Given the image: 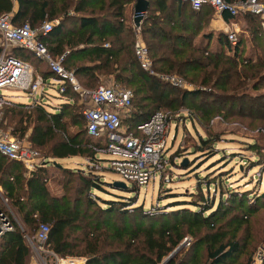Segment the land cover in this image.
I'll use <instances>...</instances> for the list:
<instances>
[{"label": "trees", "instance_id": "trees-1", "mask_svg": "<svg viewBox=\"0 0 264 264\" xmlns=\"http://www.w3.org/2000/svg\"><path fill=\"white\" fill-rule=\"evenodd\" d=\"M129 1L132 0H15L16 8L12 11V0H0V14L9 13L14 25L27 22L32 28L56 19L57 23L48 32L38 35L50 56H62L61 64L67 70L71 68L65 64V59L72 53L96 59L88 65H77L74 75L82 72L89 79L95 78L94 72L97 70L115 71L114 78L121 88H132L127 130L135 132V125L146 120L156 108L173 110L186 102L201 117L209 114L224 119L234 116L264 124V35L259 23H256L257 16L245 14L249 40L259 48L252 57L246 58L240 53L242 41L239 35H236L234 46L229 45L224 34L218 35V44L214 49H209L205 44L192 45L193 38L201 28L199 21L210 16L209 10L192 12L182 16L176 23L171 22V17L166 14L164 18L171 29L161 26L157 15L144 16L141 35L152 70L175 73L195 85L192 89L180 90L139 67L133 54L132 32L117 21L121 18L123 5ZM149 1L153 2L156 11L166 13L168 5L165 0ZM104 4L105 12L115 17L114 22L96 14V10L104 9ZM222 15L225 19L233 18L225 11ZM187 18L193 22H188ZM67 23L76 24L75 31L64 33ZM210 38L208 33L201 35V39ZM80 44L82 47L78 48ZM220 44L225 45L231 54L221 50ZM13 55L23 57L22 54ZM196 102L198 105L195 107ZM2 105L0 119L12 123L9 133L13 135L18 130L21 135L30 128L28 142L33 148L43 149L44 158L67 155L92 158L106 149V145H101L99 140L86 137L80 131L69 132L68 127L73 126L76 119L67 108L77 107L75 105L62 104L54 112L39 105L10 100H4ZM126 120L121 119L125 124ZM20 165L21 162L0 156V204L4 198L9 202L7 204L17 214L20 225L8 218L11 228L0 237V264H27L28 249L23 237L25 232L27 234L29 230L35 229L39 222L48 226L47 237L42 245L56 255L64 257L77 254L79 250L78 255L86 257L84 264H160L178 246L182 232L172 225V221L160 222L156 228L151 222L144 226L138 225L152 213H159L155 215L163 218L172 216L173 222L181 226H204L209 231L199 238V243L206 244L208 264H227L239 253L240 246L234 233L222 241L224 232L220 229L226 221L216 225L217 220L224 217L230 207L240 209L242 204H245V209L254 211L252 202L264 198V195L226 188L227 197L222 203L224 192L220 189L214 207V198L208 201L204 198L201 202L173 204L194 205V209L180 207L167 210L172 205L152 210L139 208L141 213L137 214L141 219L138 218V223L132 227L123 222L131 212H135L136 206L129 202L130 197L112 194L111 198H103L93 193L92 189L107 193L97 177L60 169L62 192L55 195L45 186L43 168L37 167L30 176L24 178ZM105 169L111 171L108 166L103 167ZM216 171L214 180L220 183L224 174L220 169ZM212 183L207 184L208 188ZM216 184L213 183L214 191L217 186L221 188V184ZM91 207L93 209L90 211ZM187 263L189 260L176 263L174 257L166 264Z\"/></svg>", "mask_w": 264, "mask_h": 264}, {"label": "rangeland", "instance_id": "rangeland-1", "mask_svg": "<svg viewBox=\"0 0 264 264\" xmlns=\"http://www.w3.org/2000/svg\"><path fill=\"white\" fill-rule=\"evenodd\" d=\"M255 20L257 24L260 23L259 18ZM12 50L13 48L8 46V52L10 51L11 54H20V52H18L20 48L14 47L15 52ZM29 58L31 60L33 59V57H30L27 54V59L29 60ZM157 74L172 75L180 78L183 84L180 87H176L180 90L192 89L195 87L194 83H191L186 78H182L175 73ZM47 81L51 86L50 88L44 87L42 89L45 92V95L41 99V102L48 106L58 104L59 99L56 88L61 81L56 80L55 78H48ZM99 81L100 80L96 81L91 86L90 90L99 84L109 86L106 83ZM130 89L132 90V88ZM0 95L7 96L0 102L1 109L4 100L12 101V98H8V96L12 97V95H18L24 99L26 92L6 88L0 89ZM77 97V100L73 99L77 107L67 108V111H70L73 118L76 119V123L73 126H69L68 130L70 133L80 131L87 137L85 134L82 110L86 106L88 96L84 94V96ZM25 101L28 102V98ZM29 101H31L30 98ZM208 103L211 102L208 101ZM197 105L198 102H196L195 107ZM19 108L24 110L23 107ZM169 110L170 109L163 107L156 108L155 110L162 112L166 116V138L165 149L163 150L162 155H160L158 164L153 169L149 181L142 186L136 187L129 181L121 180L117 174L109 171L105 174V180L108 184L104 186L108 192L105 194L94 192L103 198H111L112 194L130 197L129 202L134 203L136 207H134L135 212H131L130 215L125 218V221H123L125 225L128 224L132 227L136 226L138 218H140L137 212L141 213L139 208H142L143 210H152L153 208H163L166 207V205H172L166 209L173 210L180 207L194 209V205L173 204L182 202L188 203L192 201L201 202L204 198H206L207 201L214 198L212 205V207H214L218 201V191L220 189L224 192L222 193V203L227 197V195L225 196L226 188H234L239 191H247L262 196L264 195V124H262V122L254 120L249 121L246 118H235L234 116H228L224 119L218 116H213V114L201 117L195 108L187 105V102L180 107ZM0 122V131L9 133L12 123L8 124L6 120L1 121V119ZM126 124L124 125L126 126ZM29 132L30 128L25 130L21 135L18 134V130H16V133L13 135L9 134L12 137L21 140L24 145H29V147L35 150L38 154L36 160L39 161L42 159V155H44L43 151H41L43 149L33 148L30 145L28 142ZM100 143L102 145L101 141ZM95 155H104L106 160L109 159V151L107 149L98 152ZM58 162L61 163L64 162V160H59L57 163ZM104 164L107 166V161L104 162ZM217 169H220L222 171L221 173L224 174L219 180L220 183L217 181L215 182L214 180ZM116 181L124 183L126 188H114L111 183ZM209 182H213L214 184L218 183L216 185L221 184V188L217 186L214 191L213 183L208 188L207 184ZM249 197H252V195ZM263 201L264 198L252 202V208H254V211L245 209V204H242L240 209L237 207H230L229 212L224 217L217 220L216 225L226 221L220 229L221 232H224V238H222V241H225V239L234 233V237L238 240L240 246L239 253L235 254L227 264H261L264 262ZM1 203L0 207H2L0 209H2V211L4 210V213L8 212L9 204L7 203L9 202L4 198L1 200ZM92 209L93 207L90 208V211ZM155 214L159 213L148 214L151 216L145 218L143 220L144 222L138 225L144 226L151 222L153 227L156 228L159 226L160 222L172 221V225H175L176 228L182 232V239L178 246L169 253L171 254L175 251L171 258L175 257L176 263L181 260H189V263L187 264H208L209 261L206 257V244L199 243V238L202 237L205 232L209 231L208 229L204 226L188 227L185 224L181 226L179 223L173 222L172 216L163 218V216ZM7 215L9 216V212ZM12 220L19 225L18 216L15 212H12ZM35 230L36 228L29 230L27 234L25 232L23 237L24 243L28 249L27 264H58L54 262L52 255L37 250L38 244L34 238ZM44 251L49 252L51 249L45 246ZM76 252L77 254L72 253V255H66L64 257L56 254L55 256L58 257L59 260H62L59 264L65 262L68 263V261L75 262L76 260L78 261L77 263L84 264L86 257L78 255L79 250ZM166 257H164L162 261H164Z\"/></svg>", "mask_w": 264, "mask_h": 264}, {"label": "built area", "instance_id": "built-area-1", "mask_svg": "<svg viewBox=\"0 0 264 264\" xmlns=\"http://www.w3.org/2000/svg\"><path fill=\"white\" fill-rule=\"evenodd\" d=\"M186 3L192 10H198L207 5L217 13L227 12L231 17L238 14L250 13L260 20V30L264 35V1L241 0L227 2L224 0H179ZM50 22H43L38 27H31L27 22L14 25L10 21L9 13L0 14V89L16 87L18 89L34 92L41 85L40 78H31V67L23 59L7 51L8 46L18 47L20 50L31 53L34 57L43 59L48 69L58 76L62 86L58 92L63 91L67 84L74 92L88 96L91 106L82 110L85 133L89 137H103L106 149L109 151L107 166L123 181H129L136 187L146 184L157 166L165 149V115L154 111L149 117L135 125V132H128L121 122V114L127 113L131 108L132 93L129 89L97 85L92 90L83 91L73 73L65 69L60 61L62 56L52 58L44 44L39 39V34H45L51 29ZM229 45L236 44V33L227 32ZM134 54L140 67L150 75L171 86L180 87L183 82L172 75L157 74L150 69V60L146 48L138 43L134 44ZM3 95H0V102ZM0 156L18 161L28 169L35 166L38 154L29 145H24L21 140L12 137L8 132L0 131ZM8 217L0 211V237L10 230ZM48 226L45 223L37 224L34 238L38 244L37 250L52 255L55 263L62 260L51 251H44L42 245L47 237ZM65 262V261H64ZM63 264H74L68 261Z\"/></svg>", "mask_w": 264, "mask_h": 264}, {"label": "crops", "instance_id": "crops-1", "mask_svg": "<svg viewBox=\"0 0 264 264\" xmlns=\"http://www.w3.org/2000/svg\"><path fill=\"white\" fill-rule=\"evenodd\" d=\"M147 1H148V6H147L145 13L143 14V18L146 15H157L158 20L160 22V25L166 29H171L170 24H168L164 18V15H166V14H168L171 17L170 18L171 22L176 23L178 20H181L182 16H188L192 12H200L202 10H209L211 12L210 16H208L207 18H203L199 21L201 28H200V31L198 32V34L192 40V45H194V46L205 44L209 47V49H214L218 44L217 39H218L219 34L227 35V32L234 30V31H236L235 32L236 35L241 36L242 44H241L240 53H241V56L243 58L252 57L255 52L259 51L258 50L259 48H257L253 44V42H251L249 40L247 31H246V27L248 25V23H247L248 21L246 19L247 16L245 15L246 13L238 14L237 16H235L231 19L230 18L225 19V18H223L222 13H217L216 11H214L211 7H209L207 5L202 6L198 10H192L186 3H183L180 1L178 2L177 0H165V3L168 5V9L166 10V13H159L158 11L155 10L153 2H151L149 0H147ZM134 2H135V0L125 2V4L123 5L121 15H120L121 18L117 20L118 22H122L123 26L124 27L127 26V28L130 29V31L132 32V35H133V45H132L133 54H134V44L135 43H138V44H141L144 46V42L142 41V35H141V22H142L143 18L137 27H135V25L132 22ZM15 8H16V2H15V0H12V11H14ZM96 8L97 7H95V9ZM180 12H181V15H180L181 17L179 16ZM96 14H99L100 16L107 17V19L110 22L115 21V17L113 16V14H107L105 12V4H104L103 10L102 9L96 10ZM186 20L188 22H193V20H190L188 18ZM49 22L53 25V24L57 23V20L55 19V20H52ZM175 23L173 25H176ZM75 26H77V25L74 23L73 24L67 23L63 32L64 33H70L76 28ZM259 26H260V24H259ZM203 33L204 34L205 33L210 34L211 38L209 40L201 39V35ZM77 47L78 48L82 47V45L80 44ZM12 48H13L12 51L15 52L13 46H12ZM219 48L221 50H223L224 52L231 54V52L226 48L225 45L220 44ZM21 52H20V54L23 55V57H21V58L23 60L25 59V61L31 67V70H32L31 78L32 79H35L37 77L40 78L41 85L38 87V90H36L34 92H30L28 90H23V89H18L16 87L8 88V89H12V90H21V91L26 92V96L24 97V99L18 95H15V96L12 95V97L8 96V98H12V101L17 102V103L39 105L42 108H44L45 110L50 111V112L57 111V109L62 104H68V105L73 104L76 106V103L74 102L73 99H76V98L78 99L77 96H82V95L84 96V94L74 92L70 88V86L67 84L63 85V91H61V92H58V87L56 88V90L58 92L57 96L59 99L58 104L51 105V106L43 104L41 102V99L45 95V92L42 89L44 87L50 88V86H51L48 83L47 79L48 78H52V79L55 78L56 80H59V79H57L54 75H51L50 71L48 70L47 63L43 59H40V58L36 59V57H33L32 60L30 58L28 60L27 58H24L27 55V53L23 52L22 50H21ZM67 53H68V51L66 52V54ZM16 55H18V54H16ZM134 57H135V54H134ZM95 60H94V58H92V56L83 57V55H79V53L78 54L72 53L71 55H67V57L65 59V64L68 65V67L71 68L70 70L73 72L77 65H85V64L88 65L90 62H93ZM135 60L137 61L136 57H135ZM149 60H150V57H149ZM137 63H138V61H137ZM138 65H139V63H138ZM139 67H140V65H139ZM150 69L152 70L151 60H150ZM142 70H144V69H142ZM144 71L146 73H148L146 70H144ZM154 72L158 73L156 71H154ZM114 73H115V71H112V70L111 71L97 70L94 72L95 78H89L88 79L81 72V73L75 74V78H76V81H77L79 87L83 91L90 90L91 86L98 80H100L99 82H104L111 87L121 88L122 86L120 85V83H118L116 81V79L114 78ZM99 85H102V84H99ZM58 86H62V83H60ZM4 97H7V96L4 95L3 99H5ZM27 98H28V102L25 101ZM29 98L31 99V101H29ZM22 100H24V101H22ZM87 106H91V102L88 98H87L85 107H87ZM130 109H129V111H130ZM129 111L127 113H125L126 116L123 113H120L121 119H127L129 117ZM124 124L125 123L123 122L122 123L123 127L125 126ZM128 126H129V124H126V126L124 128L127 130ZM127 131L131 132V133L133 132L131 130H127ZM89 138H91L93 140H99L105 145V140L103 137H99V138L89 137ZM59 160H64V162H61V163L58 162L57 163V161H59ZM106 161L107 160L104 158V155H93L92 158H88L85 155H67V156H63V157H47V158H44L42 156L41 160H39V161L36 160L35 166L31 169L26 168L25 166H23V164H21L20 166H21L22 176L24 178H27L28 176H30V173H32V171H34L37 167L43 168L45 170V174H46V179H44L45 186L48 187V189L50 190L51 193H53L55 195H60L62 192V188L60 186V181H61L62 175L59 172L60 169L65 168V169H68L69 171H79L80 173H82L84 175H90V177H92V176L97 177L98 180L102 182L103 186H106V184H108V183L105 180V174L107 172H109V170H106V169L103 170V167H106V164H104V162H106ZM111 185H112V183H111ZM103 188H104V191L108 192V190L105 187H103ZM114 188H116V187H114ZM92 191H93V193L96 192L95 189H92ZM101 193L105 194V192H101ZM8 212H9V216L7 215ZM8 212L5 214L8 218H10V220H12V212H14V210L12 209V206L11 207L9 206ZM77 262L78 261L76 260L74 262V264H76Z\"/></svg>", "mask_w": 264, "mask_h": 264}, {"label": "water", "instance_id": "water-1", "mask_svg": "<svg viewBox=\"0 0 264 264\" xmlns=\"http://www.w3.org/2000/svg\"><path fill=\"white\" fill-rule=\"evenodd\" d=\"M148 6V1L147 0H135L134 5H133V15H132V22L137 27L139 23L141 22L143 18V14L145 13L146 9ZM112 185L118 189H125L124 183L121 181H116L113 182ZM175 252V251H174ZM172 252L169 254L164 261L161 262V264H165L174 254Z\"/></svg>", "mask_w": 264, "mask_h": 264}]
</instances>
